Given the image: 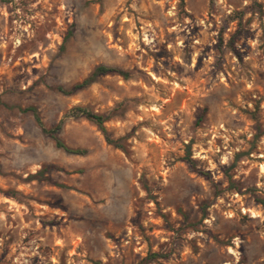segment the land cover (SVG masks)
I'll list each match as a JSON object with an SVG mask.
<instances>
[{"label":"rangeland","instance_id":"374dc122","mask_svg":"<svg viewBox=\"0 0 264 264\" xmlns=\"http://www.w3.org/2000/svg\"><path fill=\"white\" fill-rule=\"evenodd\" d=\"M261 201L264 0H0V264H264Z\"/></svg>","mask_w":264,"mask_h":264},{"label":"trees","instance_id":"16d2710c","mask_svg":"<svg viewBox=\"0 0 264 264\" xmlns=\"http://www.w3.org/2000/svg\"><path fill=\"white\" fill-rule=\"evenodd\" d=\"M106 73H116V74L122 75L123 77H127L129 75V72L126 70H122V69H119L117 67L109 66L106 64H98L82 80L72 84L69 87L57 85L56 89L58 91L64 93V94H68V93L75 91L78 88H83V87L90 85L91 83H93L96 80L98 75L106 74ZM26 109L32 111V113L34 114L35 120H36L37 124L41 127L42 131L45 132L46 134H48L54 140L55 144L58 147H61L65 151L70 152V153H74V154H84L86 152V150L83 148L68 147L61 140V138L59 137V134H58L61 127H62L61 121L58 122L56 125L48 128V127L44 126V124L42 123L41 119L39 118V116L36 112V109L34 107H27ZM69 113L74 118H79V117L85 118V119L93 122L97 126V128L100 130V132L102 133L104 139L106 140V142L108 144H111L112 146L119 148L121 150H125L124 145L122 144V138H112L110 132L107 130V128L104 125V123L109 119L110 114L97 112V111L92 110L89 106H81V105H75V106L71 107L69 110ZM186 159L189 163H193V160L188 155L186 156ZM55 168H57V167L54 166L53 164H46L39 171H37L34 174H31L30 177L37 178L40 175H42L44 172H46L50 169H55ZM47 179L49 181H51L50 178H47ZM261 203L264 206V202L261 201ZM152 256H154V254Z\"/></svg>","mask_w":264,"mask_h":264}]
</instances>
